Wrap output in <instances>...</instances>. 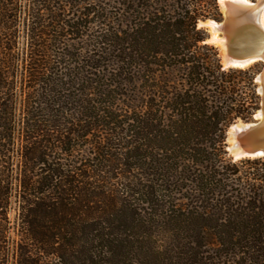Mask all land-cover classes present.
Instances as JSON below:
<instances>
[{
	"label": "trees",
	"instance_id": "16d2710c",
	"mask_svg": "<svg viewBox=\"0 0 264 264\" xmlns=\"http://www.w3.org/2000/svg\"><path fill=\"white\" fill-rule=\"evenodd\" d=\"M22 6L52 24L0 59V264H264V157L225 149L261 67L205 42L217 0Z\"/></svg>",
	"mask_w": 264,
	"mask_h": 264
},
{
	"label": "water",
	"instance_id": "95a60500",
	"mask_svg": "<svg viewBox=\"0 0 264 264\" xmlns=\"http://www.w3.org/2000/svg\"><path fill=\"white\" fill-rule=\"evenodd\" d=\"M221 10V20H199L198 27L206 32V43L218 50L223 68H245L262 62V70L256 77L260 105L253 119L236 121L227 131L226 151L234 161L244 158L264 157V31L260 25L264 16V0H217ZM215 21L219 25L220 37H228L227 50L212 42L213 29L208 24ZM240 125V127H236ZM235 127L232 131L231 129ZM235 139V140H234Z\"/></svg>",
	"mask_w": 264,
	"mask_h": 264
},
{
	"label": "rangeland",
	"instance_id": "374dc122",
	"mask_svg": "<svg viewBox=\"0 0 264 264\" xmlns=\"http://www.w3.org/2000/svg\"><path fill=\"white\" fill-rule=\"evenodd\" d=\"M0 2H1L0 4L3 5V11L0 12V45H3L4 47L2 50V54H0V59L3 62H5L6 58H9V55H15L16 57L15 61L17 64V62H21L22 58L24 57V54L27 53L28 50L29 51L31 50V46L34 47L33 44H35L38 38L37 32L39 28H38L37 22L39 21V19L37 17L41 19L40 25H51L52 24L51 15L48 11H44V10L37 12V8H35L34 11L28 12V10H25V8L22 6L25 3V0H0ZM33 17H35V20ZM32 18L34 21H36L37 19V22H34L32 24L31 23ZM31 27L33 28L31 29ZM216 51L218 55V50L216 49ZM255 64L260 66L262 70V67H263L262 62L254 63L252 65H255ZM7 70L11 71V69H7ZM256 86H257V92H258V82L257 81H256ZM252 119H253V116L250 120ZM244 122H247V121H244ZM226 138H227V133H226ZM225 149H226V146H225ZM227 156L232 161H234L228 153H227ZM15 216H16V205L15 203H13V211L11 212L12 221L15 218Z\"/></svg>",
	"mask_w": 264,
	"mask_h": 264
},
{
	"label": "bare ground",
	"instance_id": "6f19581e",
	"mask_svg": "<svg viewBox=\"0 0 264 264\" xmlns=\"http://www.w3.org/2000/svg\"><path fill=\"white\" fill-rule=\"evenodd\" d=\"M220 2H225L226 0H219ZM208 24L211 26V28L213 29V37H212V42L220 45L224 50H227V46H228V37L226 35H224L223 37H220L218 35L217 32V27H218V23L215 21H209ZM263 31H264V16H261V23H260ZM236 127H240V125L236 126ZM235 129V127H233L231 130L233 131ZM235 140V139H234Z\"/></svg>",
	"mask_w": 264,
	"mask_h": 264
}]
</instances>
